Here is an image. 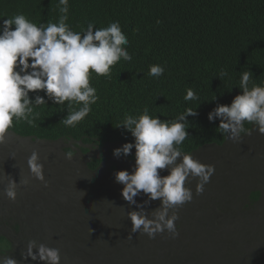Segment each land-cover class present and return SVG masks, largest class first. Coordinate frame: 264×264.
Here are the masks:
<instances>
[{"label":"trees","instance_id":"trees-1","mask_svg":"<svg viewBox=\"0 0 264 264\" xmlns=\"http://www.w3.org/2000/svg\"><path fill=\"white\" fill-rule=\"evenodd\" d=\"M57 5L58 0H0V24L17 14L25 15L37 25L56 23L60 15ZM69 5L66 23L76 32L85 31L90 22L103 28L119 21L129 40L125 47L133 58L115 64L110 78L90 74V84L97 89L99 99L75 128L60 123L68 114L67 102L61 106L49 101V105L35 109L40 112L35 126L21 120L10 130L20 136L83 144L113 143L121 147L134 143L130 132L116 127L126 114L139 116L147 107L150 115L171 120L191 108L198 115L188 117L191 135L181 146L189 154L227 140L216 131L219 119L209 122L208 113L217 104L230 105L241 94L238 84L243 71L250 70L252 79L264 85V0H69ZM155 64L165 66L164 75L159 78L147 74L149 66ZM221 70L228 73L222 80ZM187 88L194 89L200 99L184 101ZM36 94L47 99L43 91L30 96L34 99ZM245 127L253 130L256 126L245 122ZM101 161L102 158H93L90 166L96 169ZM260 195L258 190L253 193L255 199ZM177 228L187 237L154 243L132 239L123 249H117L118 258L115 254L96 255L93 264H135L137 260L139 264H156V250L171 253L176 249L191 256V264L198 259L203 264H215V247L207 241L203 245L185 241L194 233L200 236V232L193 231L200 230V225L189 226L180 221ZM6 239L0 235V243ZM141 246L150 248L140 252ZM0 249L10 252L9 245ZM66 258L62 257L64 264Z\"/></svg>","mask_w":264,"mask_h":264},{"label":"clouds","instance_id":"clouds-1","mask_svg":"<svg viewBox=\"0 0 264 264\" xmlns=\"http://www.w3.org/2000/svg\"><path fill=\"white\" fill-rule=\"evenodd\" d=\"M57 7L60 15L56 23L49 21L46 25H37L25 15L17 14L3 19L0 24V144L7 142L10 130L21 120L35 126L40 116L35 109L49 105V101L61 106L67 102L68 114L60 123L75 128L91 113V106L99 99L97 89L90 84V74L94 72L110 78L115 64L121 59L130 62L133 58L125 47L129 40L119 21L103 28L90 22L85 31L76 32L66 23L69 0H58ZM164 72L165 66L155 64L149 66L147 74L159 78ZM227 75V71L221 70L219 78L222 80ZM252 77L250 70L243 71L238 84L241 94L236 95L230 105L217 104L208 113L209 122L220 121L216 131L232 142H240L242 134H252L245 122L254 124L256 131L264 135V85L257 84ZM38 91H43L47 99L39 94L34 99L30 96ZM199 99L194 89H186L184 101ZM74 104L79 107L75 108ZM196 115L197 111L187 108L174 119L162 120L160 116L150 115L145 107L139 116L126 114L116 126L130 132L134 143L115 148L114 157H127L133 148L136 150L132 171L125 169L114 174L115 182L123 185V199L139 209L127 213L132 222L131 233L139 232L155 239L158 234L167 232L171 238H178L179 208L194 198L192 189L186 184L196 179L195 194L202 195L205 185L210 183L215 166L185 154L181 147L191 135L188 117ZM65 158L72 160L73 151L66 152ZM27 167L31 179L40 181L45 188L49 186L39 151L31 152ZM162 170L169 174L162 176ZM29 182L21 174L19 183L13 179L7 183L4 194L14 202L17 187L27 186ZM141 195L148 197L144 204L136 200ZM156 200L160 201V206L147 212L144 205ZM0 252L5 253L1 249ZM21 256L22 260L5 256L0 264H27L29 257L42 264H61L62 260L60 248L34 239L28 241Z\"/></svg>","mask_w":264,"mask_h":264},{"label":"rangeland","instance_id":"rangeland-1","mask_svg":"<svg viewBox=\"0 0 264 264\" xmlns=\"http://www.w3.org/2000/svg\"><path fill=\"white\" fill-rule=\"evenodd\" d=\"M117 147L113 143L43 140L11 132L7 142L0 144V235L7 237L0 246L10 247V252H0V259L13 256L22 260L21 251L33 239L60 248L62 257H67L66 264H93L96 255L115 254L118 258L117 249H123L132 239L171 241L167 232L155 239L131 233L132 222L127 213L139 209L123 199V185L115 182L114 174L119 170L132 171V154L136 150L127 157L116 158L113 150ZM33 150L39 151L44 162L47 188L30 177L27 158ZM68 151H73L72 160L65 158ZM189 154L206 165H214L215 173L202 195L195 194L196 179L186 184L194 198L179 208L177 223L201 228L193 230L200 236L194 233L185 241L191 245L207 241L215 247V264H264V135L255 127L251 135H242L240 142L226 140L222 145H207ZM93 158H102L96 169L90 166ZM21 174L30 182L17 187L13 202L4 194V188L12 179L19 183ZM168 174L167 170L161 171L162 176ZM257 190L261 195L255 199L253 193ZM147 199L144 195L136 197L138 204ZM144 206L151 212L160 206V201ZM179 237L187 235L181 232ZM149 248L143 246L140 252ZM167 253L156 250V264H191V256L183 251L176 249L168 253L169 258ZM69 256L79 259L74 261ZM37 263L42 264L28 258L27 264ZM196 264L203 262L198 259Z\"/></svg>","mask_w":264,"mask_h":264}]
</instances>
